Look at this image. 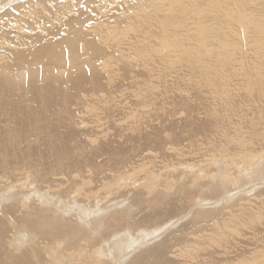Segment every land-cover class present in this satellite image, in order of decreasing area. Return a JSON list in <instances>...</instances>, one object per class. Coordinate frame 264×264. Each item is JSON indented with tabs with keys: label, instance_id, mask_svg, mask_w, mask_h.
<instances>
[{
	"label": "bare ground",
	"instance_id": "obj_1",
	"mask_svg": "<svg viewBox=\"0 0 264 264\" xmlns=\"http://www.w3.org/2000/svg\"><path fill=\"white\" fill-rule=\"evenodd\" d=\"M5 1L7 0H0V264H108L111 260H113L111 264H170L169 255H173L175 257H185L183 264H264V232L261 231L262 229L259 230L258 228L253 229L251 227L257 232L251 233L252 236L243 235L241 239L238 238L233 244L231 243V252H228L230 250L225 252L221 251L225 255L224 259L229 261L226 260L222 262L224 259H222V256H220L218 252L216 255L210 254L208 256H203L202 254L204 247H200L199 254L195 248H198V246H201L203 243H208V245L211 244L215 236L223 235L220 234V231H226L230 222L238 223L240 220L238 217H241L243 213L237 214L238 212L236 211L237 216H235V214L230 215L229 221L219 224L218 222L220 218L216 214L217 211L214 212L213 209L210 210L207 208V210L198 211L194 208L192 203L195 204V202H197L198 205H200V202L202 201H212L216 197L220 196L223 192H229V189H232L230 188L231 185L234 184L232 182L238 183L237 185L239 187V185L246 183L249 185V182L252 183V181H260V183H262L261 180H264L262 170L264 169L263 160V163L257 162L258 159L255 160L257 164L255 165L256 162L251 164L254 165L252 167L249 164L250 168L249 166H246L248 160L251 161V156L255 154V152H250V149L246 148L245 143L247 140L244 138H237L238 141H242L236 143V141L233 142V139L231 142L229 138L230 135H227L229 137L225 136L226 132H223L224 129H221L222 131L220 132V126L217 124H215L217 134L219 133L221 135H219L220 138L224 135L222 137L223 139H219V142H221L222 145L216 148L218 151L216 155L220 157L222 165V167L217 170V180L213 179L214 177L207 179L206 176L203 178H201L202 176H199L201 179L198 178V180H196L197 177L193 179L190 177L189 179L186 176L189 182L185 179L184 181H186V183L178 181L180 182L179 184L177 181H175L177 183L171 184L168 180L170 185H167V183L163 181H166L164 179L168 177L169 174L165 173L166 177L163 178L162 181L161 179L157 180L154 184V181L152 182L153 179H150V183L143 185L142 188L140 187L139 190L141 189L140 191L144 193L142 195L140 194V191L137 194L135 193L136 195L132 201V204L137 208L142 207L143 205H145L147 208H150V205L154 206V204H158V207H155H161V209L165 211L164 213L167 212V218H170V220L176 216L175 211H177V208L174 210V206H176L174 205V201L179 199L178 201L182 200V202L186 204L191 201L189 204L193 205V208L196 212L191 211V213H189L192 215L188 213L189 215L185 214L184 216L186 217L188 215V218H192V224L198 226L191 235L193 236L191 238L189 236H184L181 239H175L177 242H172L175 245L171 244L165 246L164 244H161L160 247L164 245V248H160L159 246L157 247L156 245L153 247H149L150 245H144V247H140V250L143 248L146 249L143 251L136 250V253H133L136 255L133 257V255L131 256L128 254L135 248L136 245H138L137 242L142 241L145 243L152 238L154 239V236L159 234L164 228L163 226L161 228L160 225L167 223L168 226L167 221L169 220L162 219L160 222L161 224H159V222L157 223V220L154 219L153 221H149L148 224H145L143 220L132 217L130 222H128L129 219L124 216L123 212L129 209V205L122 208L126 202L125 200L122 203H114L106 210H103V208L99 209L101 206H94L93 208H90L91 210L89 209L90 211L76 207V204L73 203L72 200H69V203H65L62 200L63 198L68 197V193L72 191L71 189L73 185L77 190L79 184L83 183L85 180L83 178L84 176H81L83 172L85 174V171H82L81 169H74L72 165V167H67L66 164H62L65 163L63 162L65 161V158H67L66 160L69 159L68 161L71 160L70 154L73 155L75 153L77 155L78 152L80 153L81 147L84 146H81L80 143V149L74 148L76 145V147H78L79 144H76L75 142V140H79L78 135H76L77 139L75 140L72 139L75 138L73 135L72 138H70L68 135L67 138L64 139V135L69 134L68 132H70V130L71 132L74 130L73 123L78 122L75 119L74 120L76 122L71 119V121H73L72 124L69 120L73 129H69V131H66L65 134L63 133L64 135L59 133L63 125L66 126V129L68 126H70L69 128H72L71 125L68 124V121H66L67 123H64L65 120L68 119L66 118L69 112L67 106L69 103H71V100L76 96L77 92L80 94L81 90L78 91V89H82L84 87H87L86 89H88V87H90L91 91L94 93H89L91 96L92 94L95 95V91H97L96 88L99 87V84L102 81H100L101 73L97 68L101 66V69H99L106 71L105 73L107 74L109 72L107 71L108 69L106 68V70H103L102 67H109V63L112 60L110 58H108L110 59L109 61L106 60V54L102 50L103 47L102 49L98 47V43L92 41L94 40L93 37H91L92 40L89 39L90 37L88 40L86 39L87 35H84V33L82 34L84 31L83 27H86L85 22L87 19L85 20L84 18L80 17H74L75 20L71 19L68 22L66 19L65 24L62 22L63 20H61L60 23L65 25L64 32L66 31L67 36L59 40H52L51 33H49L50 37L45 39L41 38L38 34H32L27 38V41H25L23 37H16L15 40L14 38L12 40L9 34H6L5 31L8 30V32H10L9 30H11V26H13L12 24L15 26V24H18L20 21L25 19L23 17L27 13L35 11V9L37 10V8H39L38 5L40 0H25L22 2H18L20 0H9L7 3H11V5H9V7L7 6V9L5 8V10L1 11L4 7L3 3ZM133 1L135 0H132L131 2ZM146 1L144 0V2ZM47 2L48 1L46 0V4L51 3L50 1L48 3ZM83 2H86V0H83ZM158 2H156L154 5L152 3V5H150L149 2V5L145 4L143 8L138 5L141 3H132L133 5H137L136 7H140V13L138 14V11H135V13L137 12L138 15H141L142 20H145L146 22H148L150 19V13L147 12L151 9L145 12L146 10H144V8L152 7V10L154 9L156 13L154 18L159 23L158 25H160L159 33L156 34V36L158 35L156 38L159 39L158 44L156 46L152 45L153 47H151V45L143 44V42L142 45L140 44V48L135 46V48L138 49L136 54L139 53L141 55L152 56L160 53L161 57L163 58L174 56L177 60L184 62L188 67H190L193 77L191 80L192 84L194 83L196 87L208 86V89L212 93H215L219 99L223 101L224 99L225 101L229 100L227 103L230 102V94L225 92L220 87V74H222V72L228 71L234 61H238L243 68V77L247 86L251 89V86L257 85L262 89L260 94L255 96L256 100H253L252 98L251 99L257 104L263 103L264 108V0H162ZM197 2H201V4H198ZM76 5L78 6V4ZM58 8L59 6L57 9ZM134 8L135 7H133V10ZM39 9H41V7ZM57 9L55 11L59 10ZM127 10L130 11L129 9ZM73 11L74 9H72V12ZM35 14L37 13L34 12L32 15ZM27 16H29V14ZM76 16L84 17L86 14H82L80 12V14ZM26 20L30 21L29 19ZM22 23H25V20ZM47 25H49V23ZM35 26L36 27H30V30L33 31L40 28L37 26V23H35ZM95 31L97 32L98 30ZM229 32L235 35V37H228ZM240 33H243L242 37H239ZM110 34L107 33V36H110ZM98 36L100 37L101 35L98 34ZM97 41L100 43L99 40ZM248 41L253 44V46H251L252 50L254 51L252 53L255 55V58L253 57L254 60L252 59L253 61L248 60L247 57L241 52L244 45L247 43L249 44ZM13 45L16 46L17 50L15 47H12ZM25 45L30 46V50L18 49ZM228 52H231L232 55H228ZM162 54L164 55L162 56ZM152 60H154V58ZM142 62H146L144 57ZM110 67L109 69H111ZM102 78L104 79L105 77ZM112 79L110 82H107V79L106 82L110 84ZM107 83L106 86L108 85ZM100 85V87H103L102 84ZM104 87V91L101 90L103 93H105ZM92 88L96 90L94 91ZM99 88L98 90L100 91L102 88ZM84 90L82 89V93H84ZM86 93L87 91H85V94ZM217 93H219V95H221L223 98H220ZM79 94L78 96L81 95ZM87 95L89 94L87 93ZM105 95H107V93ZM110 96L112 97V95ZM96 98H98V96H96ZM104 99H107V103L110 101L115 103V101L108 99V97ZM104 99L101 101L103 102ZM101 101H99V104H102ZM74 102L76 101L74 100ZM107 103L105 102L106 105ZM114 103L109 104L112 105ZM70 106L72 107V105ZM84 109L85 108H83V110ZM71 112L74 115L75 112L70 110V114ZM262 117L264 118V115H262ZM74 118H76V116ZM248 121L250 123V127L253 129L257 121L255 122L253 119ZM133 126L135 125L133 124ZM209 127L212 128L213 126L210 125ZM64 129L65 127L62 129L63 132H65ZM41 133L46 135L44 136V140H41ZM58 134L59 137H61L60 135L64 137L60 138V140L58 138ZM73 134L75 135L76 133ZM135 134L137 135V133ZM80 135L81 133L79 136ZM82 136L84 137V135ZM243 141H245V143H243ZM50 144H55L57 146L60 145L61 147H59L61 150L56 151L58 147L56 148L53 146L55 147L53 148ZM228 145H232V150L236 149L240 152V154H236L238 151L235 153H233V151L230 152ZM40 146H43L44 153L45 150L46 152L48 150V152L45 154L47 157L50 156L48 158L50 159L51 163L52 160L53 162L54 160L56 161L57 165L55 163L54 166H57L55 167L58 169V171L66 170L65 172L68 174L66 183H68V181L73 182L72 184L70 182L71 186L66 185L65 189L62 187V189L58 188L59 190H63L62 192H50L51 188L54 187L53 184L56 183L55 185H61L64 182L60 179L58 181L53 179L55 182L52 184L48 182L51 180V178H53H50V176H55V178H57L55 173L56 170L54 169V166L51 168L47 166V161L49 164V159L41 152V150H38L37 147ZM96 148L97 150L99 148L100 151V147L97 146ZM104 148L106 150L107 147ZM89 150L92 149L89 148ZM93 150L91 152H94ZM81 154L80 156H82ZM88 154L89 153H86L85 155L87 156ZM90 156H93V154L89 155V158ZM71 157L73 158V156ZM82 157L79 158L82 160ZM75 158H77V156ZM79 158L77 159L78 161H80ZM235 161L238 163L233 165V163H236ZM97 163L98 165L100 164V162ZM83 164L86 165L85 162ZM51 165H53V163ZM130 165L133 166L132 164ZM238 165L243 167L240 173L235 169L236 172L238 171V175L236 173L237 178L234 179L232 178V175L234 174L231 175L229 171ZM123 166L124 165H122V167ZM89 168L92 169V167ZM112 170L114 171V169ZM112 170L111 172H113ZM44 171L47 172L44 173ZM210 171L207 172V175L212 173ZM76 172L79 173V179L77 182L74 180L73 175V173L75 174ZM47 174H50V176ZM46 175L47 177L49 176L48 178L50 179L47 180ZM63 175L65 176V174ZM25 176L31 178L30 180L28 178V189L32 186H35L31 191H29L31 188L28 191H25L22 183H20V185L17 184L21 179L25 178ZM112 176L110 178H114ZM174 177L175 176H173V178ZM82 178L84 179L83 182L81 180ZM173 178L170 177V179ZM147 179L148 178L144 180L147 182ZM177 179L178 178L176 177V180ZM230 179L232 183L228 184L230 186L224 184L225 180L229 181ZM180 180L182 179L180 178ZM92 181L94 180L92 179L91 182ZM119 181L117 180L116 182ZM192 181L195 186L193 185V187H188V183H191ZM37 182L42 183L40 185L41 187L37 184ZM97 182H99V180ZM103 182H101V184ZM104 183H106V181ZM45 184L46 191L43 190L45 187L42 186ZM15 185H18L19 187L14 189ZM107 187L110 188L111 186L107 185ZM117 187L119 186L117 185ZM117 187L115 186V189ZM246 187L247 186H245L244 189H239V192L248 195L249 193L247 192L253 191V189L250 191V186H248L249 188ZM48 188H50L49 191L47 190ZM39 189L43 190V192H41ZM167 190H169V192H166ZM228 196H230V194ZM172 199L174 201H172ZM246 201L247 200H245V202ZM191 205L189 208H192ZM227 205H229V203H227ZM238 205L236 208H238ZM198 207L200 208V206ZM193 208L191 210H193ZM230 208L229 210H231ZM184 209L182 211H184ZM244 209L245 208H243V210ZM180 211L177 212L180 213ZM185 212L187 211L185 210ZM230 212H235L234 207L233 211ZM91 214H93V216L91 217L92 220L90 222H88V219H86L80 225L76 223L75 217L79 218L81 215L90 219L89 215ZM248 214L249 213L246 215L249 216ZM162 215L160 218H166V216H164L165 214L163 215L164 217ZM97 217L99 219H96ZM179 217L178 219L175 217V221L171 220V222H169L172 223L173 221L174 223L178 222L179 220L182 221L184 218L182 217L179 219ZM257 218L259 217L254 219L256 220ZM95 221L99 222L97 226H94L92 223ZM88 224L93 226L87 227V230L84 229L83 226L86 227ZM200 224L205 225L202 226ZM177 225L179 224L177 223L176 226ZM91 230L94 231L91 233ZM14 235L17 236V238L13 240V242L15 243V241L18 240V246L13 249L14 244L11 247V243L8 242V238H11ZM221 239L222 241L228 240L226 237L224 239L223 236H221ZM221 239H216L215 244L219 243ZM48 245H51V247H53L55 250L51 249V252L47 248L49 247ZM253 245H255L254 249H252ZM238 246L244 247L246 249L245 253L243 252V249V251L237 255ZM248 246H251L250 251L247 249ZM173 248L175 250H173ZM185 254H187L189 257L184 256Z\"/></svg>",
	"mask_w": 264,
	"mask_h": 264
},
{
	"label": "rangeland",
	"instance_id": "obj_2",
	"mask_svg": "<svg viewBox=\"0 0 264 264\" xmlns=\"http://www.w3.org/2000/svg\"><path fill=\"white\" fill-rule=\"evenodd\" d=\"M7 1L9 2V0ZM7 1L3 3L4 7L2 8L1 11L5 10V8L7 9L9 5H11V3H7ZM22 1H25V0H20L18 2H22ZM43 1L46 2V0L39 1L40 3L42 2L41 4L39 3L38 5L39 8L41 7V9L37 8V10L35 9V11L27 13L23 17L25 19L20 21L18 24H15V26L14 24H12L14 27L11 26V30H9L10 32H8V30L5 31L6 34H9L12 40L13 38L15 40L16 37L17 38L23 37L25 41H27V38L32 34H38L41 38L45 39V38L50 37L49 33L52 34L51 35L52 40H55V39L59 40L67 36L66 31L64 32L65 30L64 24L66 23L65 20L67 19L66 21L68 22L71 19L75 20L74 17L76 18L80 17V18H84L85 20L87 19V21L85 22L86 25L84 24L86 27H83L84 31L82 32V34L84 33V35H87L86 39H88L89 37H90L89 39H91V37H93L94 40L92 39L91 40L93 42H97L98 43L97 46L100 47L101 49L103 47L102 50L106 54L105 55L106 60L107 61H109L110 59L112 60L109 63V67L113 63L110 67L111 69H109V67H106V66L105 68L102 67L103 70H106L107 68L108 69L107 71H109L110 73L112 72L111 73L112 75L109 72L106 74L105 73L106 71L100 70L101 66L97 68L98 71L101 73L100 81L102 80L101 81L102 83L100 82V84H102L103 87L104 86L106 87V88L104 87L105 93L101 92V90L102 91L104 90H103V87H100L101 86L100 84H99V87L102 89L97 87L96 88L97 91H95L96 89L92 88L95 91V95L92 94V96L90 93H94V92L91 91L90 87H88V89H86L87 87L86 88L84 87L85 90L84 88H82L84 90V93H82V89H78V91L81 90L80 92L81 95L79 94V92H77L76 96L71 100V103H69V105L67 106V109L69 112L66 118L68 119H66L64 123H67L66 121H68V124L71 125L73 123L71 119L73 120L75 119L76 121H78L77 123H73L74 130H72V132L76 134L74 135L70 130V132H68L69 134L64 135L66 131H69V129H73V127L71 125L72 128H69L70 126H68V128L66 129V126L63 125V127H65L66 130L64 129L65 132H63L62 130L63 127H61L62 131L60 130L59 133H62V135H64L65 137L62 135H60L61 137H59V134H58V138L60 139L64 137V139H66L67 136L69 135L70 138L74 136L75 138H72V139L75 140L77 139L76 135H78L79 140H75V142L76 144L77 143L79 144H78V147H76L77 146L76 145L74 148L80 149V143H81V146L82 145L84 146L81 147L80 153L78 152L77 155L75 153H74L75 155L70 154L71 160L68 161L69 159L66 160L67 158H65V161H63L65 163H62V164H66L67 167L72 165L74 169H81L82 171H85V174L84 172L81 174V176H84L83 178L85 180L83 178L81 179L82 182L83 180L84 182L79 184L80 188L78 187L77 190L73 185L71 189L73 192L70 191L68 193V197L63 198L62 200L65 203H69L68 201L72 200V202L76 204V207L83 208L85 210H89L90 208H93L94 206H97V207L101 206L99 209L103 208V210H106L108 207H111L114 203H122L125 200L126 202L122 206V208L129 205V209L123 212L124 216L129 219L128 222H130L132 217H135V218H139V220H143L145 224H148L149 221H153L154 219L157 220V223L159 222V224H161L160 222L162 219H167L170 222L171 220L175 221L176 218L178 219L179 216H181L179 217L180 219L184 217L185 214H188L189 212L191 213V211L196 212L194 208L198 211L207 210V209H210V210L213 209L214 212L217 211L216 214L220 218L218 222L219 224L225 221H229L230 215L235 214V216H237L236 215L237 212H238L237 214L243 213L244 216L242 215L241 217H238L240 219L238 223L230 222L229 227H227L226 231H220V234H223L221 236H223L224 239L226 237V239L228 240L222 241L221 236H215L214 238L215 240L213 239L211 244L208 245V243L207 244L203 243L201 246H198V248L195 247L198 254L200 253V247H204V251L202 254L203 256H208L210 254L216 255L219 253L220 256H222V259H224L225 255L222 252H225L228 250H230L228 252H231L232 244L238 238L241 239L243 235L252 236L251 233L257 232L253 230L254 228H258L259 230L262 229L261 231L264 232V228H263L264 227V185H263L264 182L263 181L264 180L263 179H262L263 181L261 180L262 183H260V181H252V183L249 182L250 183L249 185L247 183L239 185L240 188L237 185L238 183L232 182L234 184L231 185L230 188L232 189L231 190L229 189V192H223L220 196L216 197L212 201L211 200L204 201V202L202 201L200 202V205H198L197 202H195V204L192 203L194 205V208H193V205L189 204L191 203V201L188 203L189 204L188 205L186 203H183L182 200L178 201L179 199H177L178 201L177 202L172 199V201L176 203V204L174 203V205H176L174 206V210L176 208H177L176 209L177 211H180V210L182 211L184 208L185 209L182 212L180 211V213L175 211L176 216H174V218L175 217L176 218L175 219L171 218V220L170 218L169 219L167 218V215H166L167 212L164 213L165 211L161 209V207H159L160 208V211H159V208H157L158 204H154V206L150 205V208H147L145 205L142 206L143 208L142 207L137 208L132 204V201L134 200L135 195L139 193V191L141 190V189L139 190L140 187L142 188L143 185L150 183L149 181L150 179H153L152 182L154 181V184L157 180L161 179L162 181V179L166 177V174L170 175L166 177L167 179L166 178L164 179L166 181H163V182H166L167 185H170V183L171 184L177 183L178 181L183 182V183L184 182L186 183V181L189 182V180H187V177L189 179L190 177H192L191 179L197 177L196 180H198V178L201 179L205 176L207 177V179L210 177H214L213 179H216L217 170L222 167L221 159L218 155H216V153H218L216 148L222 145V143L219 142L220 141L219 139H221L224 136L223 135L224 133L222 134L223 136L220 138L221 135L219 133L217 134L215 124L220 126V132L224 129L223 132H226L225 136L230 135V137L229 136L227 137L230 138L231 142L233 139H234L233 142L236 141V143H238L239 141H242V140L238 141L237 138H244L245 140H247L246 143L245 141H243V143H245L246 148L250 149V152L251 151L255 152V154L251 156V159H250L251 161L248 160V163L246 164V166H249V164L251 167L254 166L251 164H254L256 162L255 160L257 159H258L257 162H262V160L264 162V155H263L264 154V118L262 117V115H264V108H263V103L257 104L253 101V100H256L255 96H258L262 89L257 85L251 86V89L247 86V84L244 81L243 68L240 62L234 61L231 67L228 69V71L222 72V74H220V84H221L220 87L225 92H228L230 94V102L227 103L229 100L225 101L224 99L223 101L219 99L215 93H212L208 89V86L196 87L194 83L192 84L191 80L193 79V77H192V72L190 71V67H188L184 62L177 60L174 56L163 58L161 57L160 53L156 55H152V56L141 55L139 53L136 54L138 50L137 48H140L143 42H144L143 44H149L151 45V47H153V46H156L159 41V39L156 38L158 37V35L156 36V34L159 33L160 25H158L159 23L154 18L156 16L154 9L152 10V7L144 8V10H146L145 12H147L149 9L152 10V11L149 10L147 12V13H150L149 14L150 19L148 22H146L145 20H142L141 15H138L140 13L139 11L140 7L143 8V6H145V4L147 5L149 2H150L149 3L150 5L152 4L154 5L156 4V2L162 1V0H148V1L145 0L146 2H144V0H142L143 2L141 0H139L140 2L137 0L133 2H131L132 0H86V2H83V0H47L48 2L50 1L52 4L48 2H47L48 4H46ZM137 2L141 4H138ZM132 3H135V4L137 3L138 5H140V7L139 6L136 7L137 5L134 4L135 5L134 6ZM197 3L201 4V2H197ZM76 4H78V6ZM43 6L44 7L46 6V7L44 8ZM56 6L57 7L59 6L58 9L59 10L61 9V10L59 11ZM133 7H135L134 10H133ZM56 9L58 11H55ZM72 9H74L73 12H72ZM77 9L79 10V13ZM127 9H129L130 11H128ZM135 11H138V14L137 12L135 13ZM34 12L37 14L32 15L34 14ZM80 12L82 14H86V16L77 17L76 15H79ZM58 13H61V14H58ZM28 14L29 16H27ZM26 17H29V18H26ZM26 19H29L30 21ZM24 20H25V23H22L24 22ZM61 20H63L62 22L64 24L60 23ZM35 23H37V26H39L40 28L31 31L30 27H36ZM48 23L49 25H47ZM62 25L64 28L62 27ZM90 26L93 29H91ZM95 30H98V31L96 32ZM107 33L110 34V36L108 35L110 39L107 36ZM98 34L101 36L99 37ZM232 36L235 37V35L229 32L228 37H232ZM242 36H243V33H240L239 37H242ZM97 40H99L100 43ZM27 45L22 46L23 48L20 47L21 49L20 48L18 49L19 50H30L29 49L30 46H27ZM135 46L137 48H135ZM251 46H253L251 42H249V44L248 43L245 44L241 52L244 56L247 57L248 60L253 61L255 58L254 57L255 55L254 53H252L254 51L252 50ZM12 47L13 48L15 47L16 49L15 45H13ZM163 55L164 54H162V56ZM228 55H232L231 52ZM141 56H142V59H141ZM143 57L144 59H146V62H142ZM152 57L154 58V60H152L153 59ZM102 77H105V78L103 79ZM111 79H112V82L110 84L107 83V82H110ZM105 82L109 86L108 85L106 86ZM98 88L100 89V91L98 90ZM106 89H109V90H106ZM85 91H87L89 95H87V93L85 94ZM98 93L100 94V96ZM106 93L107 95H105ZM78 94L80 96H78ZM217 94L219 95V93ZM110 95H112V97L114 95L113 99ZM96 96H98V98H96ZM101 96L102 98L108 97V99H112L113 101H115V103L111 102L110 100H109L110 102L107 103V99L105 100L104 98H103L104 101L102 102L101 100L103 99L101 98ZM219 97L223 98L221 97V95H219ZM98 99L99 101H101L102 104H99ZM74 100L76 102H74ZM105 102L107 103V105L105 104ZM109 103H114V104L110 105ZM70 105H72V107ZM91 106H93L94 108ZM69 108H73V109H69ZM83 108L85 109L83 110ZM70 110L75 112L74 115L72 112H71L72 115L70 114ZM75 110L76 111L78 110L77 113ZM75 116L76 118H74ZM251 119H253V121L255 122L256 121L258 122V123L256 122L253 129L252 127H250V123L248 121ZM69 120L71 121V124ZM133 124L135 126H133ZM210 125L213 127L212 128L209 127ZM80 133L81 135L79 136ZM135 133H137V135ZM141 134H143L144 136ZM82 135H84V137ZM44 136L46 135L42 134L40 136L41 140L45 139ZM155 142L156 143L158 142L157 145ZM50 145H52V147L53 146H55L56 148L58 147L56 151L61 150L60 145L58 146L55 144H50ZM151 145L153 146L155 145V146L153 147ZM97 146L100 147V151H99V148L97 150L96 148ZM104 147H107L106 150ZM37 148L39 151L41 150L43 154L48 152V150L47 152L45 150V153L43 152V146L42 147L40 146ZM89 148L92 150L95 149L93 150L94 152H91L92 150H89ZM101 149L104 152H102ZM228 149H230V152L233 151V153L238 151L236 149L232 150L233 149L232 145H228ZM85 152L89 154L86 156ZM238 152L236 154H240V152L239 153ZM78 154L80 158L84 155L85 156L82 157V160H81L78 157ZM80 154L82 156H80ZM91 154H93V156H90L89 158V155ZM71 156H73L74 159ZM76 156L77 158H75ZM123 156H126V157H123ZM78 158L80 159L81 162L77 160ZM72 159L78 161L79 163L76 161H73ZM66 162L67 163L69 162L70 165L69 163L67 164ZM84 162L86 165L83 164ZM97 162H100L101 165L100 164L98 165ZM257 162L255 163V165L257 164ZM50 163L51 162L49 159V164L47 161V166L51 168L52 166H54L56 161L54 160L53 162L52 160L53 165H51L52 163L51 164ZM92 163L94 166L92 165ZM237 163L238 162H236L235 164L233 163V165H236ZM130 164H132L133 166H131ZM122 165H124L123 166L124 168L122 167ZM55 166H54V169L56 170L55 173L57 175V178H55V176H50V174H47L50 176V178L53 177L48 182L52 184L53 182H55L53 179L57 181L60 179L64 183L61 185H58V184L55 185L56 183L53 184L54 187L51 188L50 190L51 193L52 192H55V193L62 192L63 190H59L61 187L65 189L66 185L71 186L70 185L71 181H68V183H66L67 178H68L67 177L68 174L67 172H65L66 170L58 171V169L56 168L57 166L56 167ZM88 166L92 167V169L89 168ZM98 166H101V167H98ZM242 167L243 166L238 165L237 167L229 171L231 175L234 174L232 175V178L234 179L237 178L236 173L238 175V171L240 173V171L242 170ZM120 168H121V172H120ZM112 169H114V171ZM235 169L238 171L236 172ZM111 170L114 173L111 172ZM262 170H263V178H264V169ZM157 171H160V172H157ZM209 171L212 173L207 175V172ZM45 172L47 171H44V173ZM119 172L121 175L119 174ZM176 172H179V173H176ZM112 173L115 175L117 174L118 176L116 175L117 176L116 177ZM163 173H164V176H163ZM63 174H65L66 178ZM160 174L162 175V177ZM192 174L193 175L195 174V175L193 176ZM73 175H74V180H76L77 182L79 179L78 178L79 173L76 172L75 174L73 173ZM111 176L114 178H110ZM173 176L175 177L173 178ZM199 176L200 177L202 176V177L200 178ZM48 177L46 178L47 180L50 179ZM170 177L173 179H170ZM176 177L178 178L177 180H176ZM28 178L29 180L31 179L30 177L25 176V178L21 179L17 183L18 185L22 183L25 191H28L30 188L31 189L29 191H31L32 188L35 187V186H32L28 189V185H29ZM146 178H148L147 182L144 180ZM180 178L182 180H180ZM92 179L94 181L91 182ZM112 179H114L115 181ZM185 179L186 181H184ZM95 180L96 182L99 180V182L96 183ZM117 180L118 181L120 180L121 182L120 181L116 182ZM168 180L170 181V183H168L169 182ZM103 181L104 182L106 181V183H104ZM101 182L103 183L101 184ZM180 182L178 183L180 184ZM72 183L73 182H71V184ZM232 183H231V179L229 181L225 180L224 182V184H226L227 186H230L228 184H232ZM37 184L40 186L42 183L37 182ZM188 184H187L188 187H191V186L193 187L194 185L193 181ZM18 185H15L16 187L14 186V189L19 187ZM107 185L111 186L110 187L111 191H110V188L107 187ZM117 185L119 187H117ZM42 186L45 187L46 184ZM115 186L118 189L117 188L115 189ZM245 186H247L246 188H249L248 186H250V191L251 189H253V191L247 192L249 193L248 195L239 192L240 191L239 189H244ZM84 187L87 189H85ZM49 189L50 188H48L47 190L49 191ZM43 190L46 191V187ZM43 190H41V192H43ZM166 192H169V190H167ZM143 193L144 192L140 191L141 195ZM228 193L230 194V196H228L229 195ZM245 200H247L248 202L247 201L245 202ZM227 203H229V205H227ZM190 205L194 211L191 210L192 208H189ZM237 205H238V208H236ZM198 206H200V208ZM233 207H234L235 212L232 213L230 211H233ZM229 208L231 210H229ZM243 208H245L244 209L245 211L243 210ZM185 210L187 212H185ZM218 211H220L221 213L223 212L222 215ZM227 212H229L230 214ZM245 213L246 214L249 213L248 214L249 216H247ZM160 214L161 215L165 214L164 216H166V218H160L161 217ZM188 215L182 219L183 223L181 220H179L180 223L179 221L174 222V223L172 221L173 223L172 224L166 220L168 222V226H167V223L161 224L160 227L162 228L163 226L164 228L161 230L159 234L154 236V239L152 238L151 240L145 243H143L142 241L137 242L138 245H136L135 248L131 250L128 255H131V256L133 255V257H135L136 254H133V253H136L135 252L136 250L143 251L144 249H146V248H143L140 250V247H144V245H150L149 247H153L155 245L157 247L158 246L160 247L161 244H164L165 246L171 245V244L175 245L174 243H172V242H177V240L175 239H181L184 236H187V237L189 236L190 238L193 237L191 235L193 234L194 230L198 226H195L194 224H192V218L191 219L188 218ZM92 216L93 214L89 215L90 217L89 219L85 216L80 215L79 218L75 217V221L78 225H80L86 219H88V222H90L92 220L91 218ZM256 217H259V218L255 220L254 218ZM96 219H99V218L97 217ZM92 223L94 226H97L99 224L98 221H95ZM177 223L179 224L177 225L178 227L176 226ZM93 225L88 224L86 225V227L83 226V228L87 230V227H91ZM200 225L204 226L205 224H200ZM93 231L91 230L90 232L92 233ZM16 238L17 236L15 235L12 236L11 238H8V242L11 243L10 246L12 247V245L14 244L13 249L18 246L17 244L18 240L15 241V243L13 242V240H15ZM216 239L217 240L221 239L219 243H216L217 246L215 244ZM164 245H162L160 248H164ZM48 246L49 247L47 248L52 252L54 248L51 247V245H48ZM253 246H252V249L255 248V245ZM224 247L226 250L224 249ZM250 247L251 246H248L247 248L248 251H250L251 249ZM174 248L173 250H175ZM237 250L239 251V253L237 251V255L240 254V252L242 251L244 253L246 251V249L241 246H238ZM169 256H170V259H169L170 264H173V263L183 264L184 262L183 260L185 259V257H175L173 255H169ZM184 256L189 257L187 254H185ZM226 260L227 259H224L222 260V262ZM112 261L113 260L109 261L108 264H111Z\"/></svg>",
	"mask_w": 264,
	"mask_h": 264
}]
</instances>
